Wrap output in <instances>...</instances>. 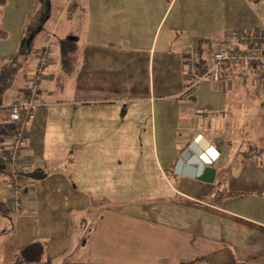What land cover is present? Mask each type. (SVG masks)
Instances as JSON below:
<instances>
[{"label":"crops","instance_id":"1","mask_svg":"<svg viewBox=\"0 0 264 264\" xmlns=\"http://www.w3.org/2000/svg\"><path fill=\"white\" fill-rule=\"evenodd\" d=\"M60 3H46L41 19L50 29L42 35L35 26L38 0L0 7L7 31L0 60L22 43L27 23L43 40L15 62L21 66L15 80L23 85L0 91V200L9 196L4 156L13 124L6 105L25 95L36 51L48 45L51 56L26 124L20 157L30 183L22 209L9 213L13 228L0 242L2 264L36 239L48 243L38 264H57L84 237L83 256L73 264H178L200 257L206 258L191 264H264V164L256 158L263 149L245 142L236 148L232 139L243 137L234 124L222 131L205 120L235 106L224 92L232 94L236 74L250 69L229 66L221 80L207 76L191 87L185 62L193 41L208 64L227 33L262 27L264 0ZM63 20L69 36V23L77 20L83 41L78 34L72 47L53 41ZM218 82H227L222 93ZM194 141L217 152L208 166L215 170L212 181L175 172ZM92 196L106 199L94 220L86 216ZM77 221L79 236L72 239ZM9 225L0 214V229Z\"/></svg>","mask_w":264,"mask_h":264},{"label":"built area","instance_id":"2","mask_svg":"<svg viewBox=\"0 0 264 264\" xmlns=\"http://www.w3.org/2000/svg\"><path fill=\"white\" fill-rule=\"evenodd\" d=\"M252 4L258 0H245ZM186 65L188 66L187 80L190 86L197 85L207 76L221 80L225 65L247 66L257 72L264 80V24L251 31H232L225 35L213 52L210 62L203 67L200 47L197 41L188 44L186 49ZM37 63L34 74L27 79L25 95L6 105L8 117L13 124L12 141L8 145L4 162L8 164L9 175L7 185L9 196L7 206L12 212L17 213L23 207V195L29 186L30 178L25 169L20 153L24 149V140L27 137L26 124L31 117L33 107L37 101L39 83L45 78V71L51 64L49 46L45 45L36 51Z\"/></svg>","mask_w":264,"mask_h":264},{"label":"rangeland","instance_id":"3","mask_svg":"<svg viewBox=\"0 0 264 264\" xmlns=\"http://www.w3.org/2000/svg\"><path fill=\"white\" fill-rule=\"evenodd\" d=\"M55 1H60L62 4L65 3L67 4L69 0H55ZM60 3V4H61ZM42 5V4H40ZM41 7V6H40ZM61 9V7H60ZM68 21V20H67ZM45 20H40V22L35 26L38 28L39 31L41 32V35L44 34V31H48L50 28L46 27L44 24ZM66 20H63L62 24L59 27V30L56 32V34L53 36V41L58 44L61 43L65 47L69 46L72 47L74 44V41L68 40L67 34L62 33V28L64 27V23ZM69 23V21H68ZM71 26L69 27V32L75 33L74 35L72 34L71 36H76V34L81 35V41L84 39V34H79V26L77 24V20L71 21L69 23ZM29 28V29H28ZM27 31L28 37L31 32V26H28ZM31 35V34H30ZM27 37V38H28ZM43 36H41L42 38ZM40 35H35L33 39V43L41 44L43 43V40H39ZM76 41L75 43H77ZM68 43V44H66ZM66 49V48H65ZM69 49V48H68ZM67 49V51H69ZM53 48L51 47V51ZM227 82L223 83H217L218 84V89L222 93L224 92L225 84ZM5 84H1L4 86ZM22 81H16L15 79L12 81L11 88L8 90L10 91L12 88L16 89L20 86H22ZM233 85H235L234 91L232 94L224 92L229 95V98L231 101L234 103V107L231 109L229 108L227 113H222V115H219L218 118L215 116H210L208 119L206 118L205 120L213 119L214 121L217 122V125L222 126L223 130H226L229 125H235V131L234 133L237 134L238 132L242 133V139L240 137H236V142L234 139L230 138L227 136V139H232V143L235 144L236 148H239L240 143L245 142L244 146L249 147L247 144H255L258 146L257 148H262L264 152V80L261 78V76L250 69V72H242L239 74H236L235 78L233 79ZM217 87V86H216ZM15 98V97H14ZM228 98V99H229ZM192 124L194 127L198 124V119H194L192 121ZM241 124V125H240ZM238 125L242 126L241 129L238 130ZM205 126V125H203ZM221 131V132H222ZM253 151L255 148H251ZM257 160L262 159L263 164H264V153L256 154ZM2 173H4V170H2ZM165 194V193H163ZM115 196H121V195H115ZM157 196V195H154ZM126 199V197H123ZM121 198V199H123ZM128 198H134V195H128ZM120 200V199H119ZM79 229L78 221H77V227L75 231L73 230V233L75 236L72 237V239H77V236H79V232H77ZM88 232V229H84V231ZM81 236V235H80ZM86 238H82L81 240L78 241V243L75 245V248H71L69 253L66 255V257H62L57 264H73V262L76 260V258H80L83 256V250L82 249V244L84 243ZM213 264H225L222 263L221 261H217L216 259L213 260Z\"/></svg>","mask_w":264,"mask_h":264},{"label":"trees","instance_id":"4","mask_svg":"<svg viewBox=\"0 0 264 264\" xmlns=\"http://www.w3.org/2000/svg\"><path fill=\"white\" fill-rule=\"evenodd\" d=\"M6 1L7 0H0V7L3 6L6 3ZM38 1H39V5L40 4L42 5H41V8H39V10H37V12L35 13L36 15L35 20H37L35 22L36 25L37 23L40 22V20H42L41 17L43 16V11L47 10L48 6H46V3L48 4L49 0H38ZM70 9H73V10L76 9L75 2L71 4ZM29 26L32 27L31 32H30L31 35L29 34V37H28L29 32L27 31V28H28V23H27V25L25 26V33H24L25 36L23 37L22 43L9 57L0 60V86L1 84H5L4 86H2V88L0 87V91L2 90L4 91L6 88H9L12 84V81L15 79L16 74L20 72L21 66L19 65L15 66V62L19 60L21 57L26 59L35 50V43H33V39L37 31L35 30V26L33 25H29ZM6 36H7V31H5L0 25V37L4 38ZM211 47L212 45L209 42L208 46L206 47L207 52L211 50ZM70 60L71 59H69L68 57V61L63 63L64 66L67 67L68 69L72 68L74 64ZM201 60L203 63V67H205L207 65L206 59L201 58ZM229 66L230 65H225L222 78H224L225 75H227V72H225V69L228 68ZM0 106H2V97H0ZM259 192L264 193V187L260 189ZM226 195H232V193L228 192L226 193ZM104 200L106 199L104 198L100 199L95 196L91 197V203H90L89 209H87L86 211L87 219L88 218L93 219V220L95 219V217L100 211V205L102 202H104ZM9 213H14V212H12L11 209L7 206L6 201L0 200V214L7 215L10 219V225L8 227L0 229V242L3 241V239L11 232L13 228V223L11 221V215ZM47 244H48L47 241L42 240V239H36V240L29 242L28 244L24 245L22 248H20L15 253V256L11 264H38L42 262L44 259L45 253H46ZM204 258L206 257H200V258L194 259L193 261H189V262H179L178 264H191L197 261H201ZM0 264H2L1 257H0Z\"/></svg>","mask_w":264,"mask_h":264},{"label":"water","instance_id":"5","mask_svg":"<svg viewBox=\"0 0 264 264\" xmlns=\"http://www.w3.org/2000/svg\"><path fill=\"white\" fill-rule=\"evenodd\" d=\"M68 39L75 40L76 37L69 36ZM216 154L217 152L213 149L205 151L198 141H194L181 153L175 167V172L212 181L215 170H209L208 166L212 163V157L216 156Z\"/></svg>","mask_w":264,"mask_h":264}]
</instances>
